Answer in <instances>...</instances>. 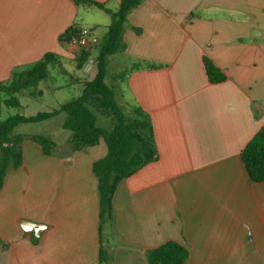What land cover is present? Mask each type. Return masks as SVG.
<instances>
[{"label":"crops","instance_id":"1","mask_svg":"<svg viewBox=\"0 0 264 264\" xmlns=\"http://www.w3.org/2000/svg\"><path fill=\"white\" fill-rule=\"evenodd\" d=\"M93 1L111 13L121 2ZM111 21L74 0H0V84L52 53L58 63L34 95L56 103L51 111L80 98ZM73 27L89 41L82 69V50L62 39ZM122 44L105 82L129 114L148 116L157 160L119 184L101 236L93 165L106 144L73 152L65 135V155L46 156L26 140L23 166L0 189V264H99L101 242L104 264H148L147 252L168 242L188 250L184 264H264V183L251 182L242 161L264 128V0H144ZM205 58L224 82H209Z\"/></svg>","mask_w":264,"mask_h":264},{"label":"trees","instance_id":"2","mask_svg":"<svg viewBox=\"0 0 264 264\" xmlns=\"http://www.w3.org/2000/svg\"><path fill=\"white\" fill-rule=\"evenodd\" d=\"M77 5L95 6L112 15L101 45L97 62V75L84 85L82 96L63 104L58 110L38 113L26 117L20 114L0 119V189L3 187L9 172L23 166V144L30 140L38 144L44 155L51 156L55 142L45 135H16L15 129L22 124H36L65 115L63 129L71 133L70 147L73 152L83 151L104 142L107 155L96 161L93 173L98 181L100 202V235L104 225L110 223L113 212V197L119 184L141 168L154 162L158 152L154 140V131L150 119L140 110L130 114L116 98L114 89L105 82L107 60L122 49V37L129 14L144 0H121L116 13H111L104 5L93 0H74ZM73 38L77 31H70ZM89 61V53L82 50L78 57V68L82 69ZM58 63L57 56L46 54L43 59L28 69L15 70L9 82L0 84L1 104L8 109H20L18 95L32 91L48 76L49 67ZM205 70L212 84L224 82L226 75L209 59H204ZM96 113L110 118L113 126L104 129L97 125ZM242 161L249 179L253 183H264V128L247 144L242 153ZM189 257L188 250L176 242H168L147 252L148 264H184ZM108 262V256L102 248L99 264Z\"/></svg>","mask_w":264,"mask_h":264},{"label":"rangeland","instance_id":"3","mask_svg":"<svg viewBox=\"0 0 264 264\" xmlns=\"http://www.w3.org/2000/svg\"><path fill=\"white\" fill-rule=\"evenodd\" d=\"M84 22V21H82ZM81 24H86L85 22ZM91 28V27H90ZM65 70L72 74L75 70L69 66L64 65ZM70 77L67 76H61L59 75L56 80L58 83L66 80L69 81ZM32 94V95H31ZM20 98L23 107L21 106L20 109H8L4 108L0 119H6L8 116L20 114L26 117L35 116L38 113H44V112H50L55 107L56 103H51L50 101H47L45 98L40 97L39 95L35 96L33 90L32 91H24L18 95ZM64 114L63 116L54 118L50 121H45L41 123H32V124H22L19 125L15 131L14 134L16 135H25V136H33V135H45L50 138H52L57 144L58 147L54 150V153L57 155H65V150L67 147L65 135H71V133L63 128H61V124L64 121ZM107 120L106 117H103L101 115H98V126L103 127V122ZM58 138V139H57Z\"/></svg>","mask_w":264,"mask_h":264},{"label":"built area","instance_id":"4","mask_svg":"<svg viewBox=\"0 0 264 264\" xmlns=\"http://www.w3.org/2000/svg\"><path fill=\"white\" fill-rule=\"evenodd\" d=\"M77 31V37L74 38L77 46L81 50H85L89 47V41L87 38V34L82 29H78L77 27H74Z\"/></svg>","mask_w":264,"mask_h":264},{"label":"water","instance_id":"5","mask_svg":"<svg viewBox=\"0 0 264 264\" xmlns=\"http://www.w3.org/2000/svg\"><path fill=\"white\" fill-rule=\"evenodd\" d=\"M62 39L63 40H71V39H73V36L72 35H65Z\"/></svg>","mask_w":264,"mask_h":264}]
</instances>
